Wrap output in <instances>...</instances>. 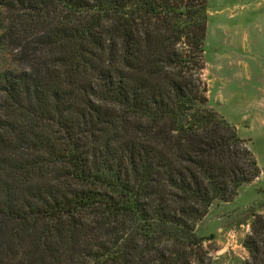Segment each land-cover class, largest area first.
Returning <instances> with one entry per match:
<instances>
[{
	"label": "trees",
	"instance_id": "obj_1",
	"mask_svg": "<svg viewBox=\"0 0 264 264\" xmlns=\"http://www.w3.org/2000/svg\"><path fill=\"white\" fill-rule=\"evenodd\" d=\"M207 4L0 0V264H212L199 222L262 172L208 105Z\"/></svg>",
	"mask_w": 264,
	"mask_h": 264
},
{
	"label": "rangeland",
	"instance_id": "obj_2",
	"mask_svg": "<svg viewBox=\"0 0 264 264\" xmlns=\"http://www.w3.org/2000/svg\"><path fill=\"white\" fill-rule=\"evenodd\" d=\"M204 80L209 107L247 141L261 176L231 202H216L199 222L212 264H244L243 242L264 214V0H208ZM10 58L0 53V73Z\"/></svg>",
	"mask_w": 264,
	"mask_h": 264
}]
</instances>
